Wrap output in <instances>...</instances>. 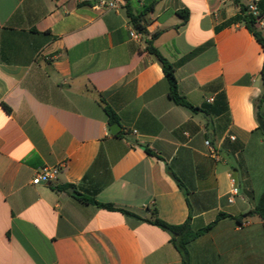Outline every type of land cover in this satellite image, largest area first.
Instances as JSON below:
<instances>
[{
  "label": "crops",
  "instance_id": "obj_1",
  "mask_svg": "<svg viewBox=\"0 0 264 264\" xmlns=\"http://www.w3.org/2000/svg\"><path fill=\"white\" fill-rule=\"evenodd\" d=\"M100 1L0 0V264H182L171 236L146 222L155 210L174 226L190 217L194 231L230 216L189 244L191 264H264V220H238L264 193L253 106L264 50L236 20L240 6L130 0L143 35L125 0ZM158 32L154 47L199 111L170 99L147 51ZM45 167L61 169L54 188L32 184ZM232 179L240 192L229 203Z\"/></svg>",
  "mask_w": 264,
  "mask_h": 264
},
{
  "label": "trees",
  "instance_id": "obj_2",
  "mask_svg": "<svg viewBox=\"0 0 264 264\" xmlns=\"http://www.w3.org/2000/svg\"><path fill=\"white\" fill-rule=\"evenodd\" d=\"M233 1L235 4L240 6L241 13H242V15L237 17L236 20H242L243 22L246 23L247 27L251 30V33L253 34L254 38L256 39L257 43L264 50V35L259 30V28L257 27L256 19L251 14H248V5H243L241 0H233ZM125 2H126L127 13H128V15L132 21L134 28L139 33H141L143 35H147L146 22L142 21L141 16L137 17L131 13V7L129 4L130 0H125ZM258 8H259L261 17H264V0H261L258 3ZM180 15L183 17V23L186 22L187 18H188V12H186V16L183 15V12L180 13ZM251 27H254V30H252ZM159 35H160V32L154 34L152 37V40L147 42V51L155 57V59L159 62V64L162 67L165 78L169 84V97H170V99L178 106L186 107L193 112L199 111L198 108L193 107L187 101L186 98H184L180 95L179 90H178V85H177V79L175 76V66L172 65L154 47L153 40L156 39ZM262 79H263L262 93H261L259 98H257L256 100L253 101V106H254L256 115L262 117L264 120V116L262 114V110L264 109V65H263V70H262ZM104 111L108 117V124L110 126L118 123L119 118H118L117 114L109 106L105 105ZM259 130H260V128H259ZM262 135H263V133H262ZM263 137H264V135H263ZM146 152L151 156L155 155V153L148 148L146 149ZM180 188L186 193V191L184 190L182 185H180ZM79 197H80L81 201H83L85 203L93 204L97 207H100L102 209H106L109 211H120V212H122L128 216L141 219V218L137 217L136 215L129 213L127 211L116 209L111 204H101L95 200L88 199L82 195H79ZM253 215H257L262 220H264V193L258 199L255 208L253 210L249 211L248 213H246L245 215H242L240 218H238V220L245 219V218L253 216ZM226 217H230V216H227L225 214H219V216L215 222L211 223L207 227H205L201 230H198V231H194L192 229L191 224H190V217L188 218V220L184 224L174 226V225H170V224H167L164 221H162L158 217V213L156 210L153 212L152 218L150 220H146V222H148V223H150L156 227H159L162 230H164L165 232H167L171 236L172 244L174 245V247L176 248V250L179 252V254L181 256L182 264H191L190 255H189V251H188L189 244L191 242H193L194 240H196L198 237L209 232L219 220L224 219Z\"/></svg>",
  "mask_w": 264,
  "mask_h": 264
},
{
  "label": "built area",
  "instance_id": "obj_3",
  "mask_svg": "<svg viewBox=\"0 0 264 264\" xmlns=\"http://www.w3.org/2000/svg\"><path fill=\"white\" fill-rule=\"evenodd\" d=\"M123 0H113V1H107V0H101L99 2V8L105 9V10H113L119 8V3ZM248 14H251L256 19V24L259 30L264 35V17H261L259 8L257 3L252 2L248 5ZM132 37L138 38L139 35L136 32H132ZM234 139V138H232ZM206 146L211 148L210 141L205 142ZM61 173V169L59 167H45L41 170H39L34 177L32 184L34 186L39 185H46L49 187H56L58 182V177ZM234 185L231 189V192L229 194V203H234L235 197L239 194L240 189L235 184V180L232 179Z\"/></svg>",
  "mask_w": 264,
  "mask_h": 264
},
{
  "label": "water",
  "instance_id": "obj_4",
  "mask_svg": "<svg viewBox=\"0 0 264 264\" xmlns=\"http://www.w3.org/2000/svg\"><path fill=\"white\" fill-rule=\"evenodd\" d=\"M252 30H254V27H251ZM257 123H258V126L261 130V132L263 133L264 135V120L262 117L260 116H257ZM119 128V126L115 125L111 128V132L112 134H115L116 133V130ZM171 177L173 178V180H175L174 176L171 175ZM176 182H178L177 180H175Z\"/></svg>",
  "mask_w": 264,
  "mask_h": 264
},
{
  "label": "rangeland",
  "instance_id": "obj_5",
  "mask_svg": "<svg viewBox=\"0 0 264 264\" xmlns=\"http://www.w3.org/2000/svg\"><path fill=\"white\" fill-rule=\"evenodd\" d=\"M232 167L234 166L235 169L239 170L236 161H233L232 164H230ZM239 172V171H238ZM251 177L253 180H256L259 177V171L254 170L253 173H251Z\"/></svg>",
  "mask_w": 264,
  "mask_h": 264
}]
</instances>
